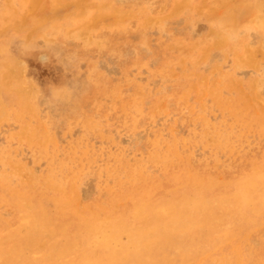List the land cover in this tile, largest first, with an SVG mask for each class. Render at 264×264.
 I'll list each match as a JSON object with an SVG mask.
<instances>
[{
  "label": "rangeland",
  "instance_id": "rangeland-1",
  "mask_svg": "<svg viewBox=\"0 0 264 264\" xmlns=\"http://www.w3.org/2000/svg\"><path fill=\"white\" fill-rule=\"evenodd\" d=\"M263 24L264 0H0V264H264ZM108 225L156 233L122 252Z\"/></svg>",
  "mask_w": 264,
  "mask_h": 264
},
{
  "label": "bare ground",
  "instance_id": "bare-ground-1",
  "mask_svg": "<svg viewBox=\"0 0 264 264\" xmlns=\"http://www.w3.org/2000/svg\"><path fill=\"white\" fill-rule=\"evenodd\" d=\"M262 24V23H261ZM264 26V24H263ZM165 209V208H164ZM166 210V213H167V209ZM29 217V216H28ZM21 219V218H20ZM23 219H26V218H23ZM30 219V218H29ZM176 219V222L178 221V217H175ZM25 221V220H23ZM35 222L34 221H29V225H33ZM22 224V223H20ZM27 224V223H26ZM188 224V223H187ZM189 229V228H188ZM120 230V231H119ZM127 233V235H129L132 239V243L131 245H124L126 243H124L122 241V243H118V239H119V236L123 233ZM130 231H122L121 232V228L119 229L118 226H115V225H108L106 228H98L96 230V234L97 236L95 237H98V239H96V242L100 245H103V246H110V245H114V246H117L120 247V249L122 250V252H126V251H133L135 253V251L137 252V243H139V241L141 242V246L142 247H149L153 242L151 241V237L153 234H155L156 232L154 233H129ZM125 235V234H124ZM93 236V235H92ZM127 237V236H125ZM124 237V238H125ZM122 239V238H121ZM121 241V240H120ZM95 242V241H94ZM124 243V244H123ZM129 244V242L127 243ZM45 245V244H44ZM116 248V247H115ZM140 248V247H139ZM131 253V252H129ZM125 254V253H124ZM123 254V255H124ZM127 254V253H126ZM122 255V254H121ZM133 255V253H132ZM84 261V260H83Z\"/></svg>",
  "mask_w": 264,
  "mask_h": 264
}]
</instances>
